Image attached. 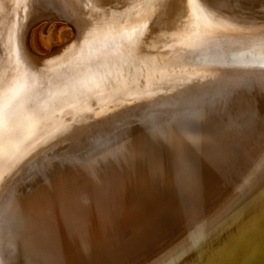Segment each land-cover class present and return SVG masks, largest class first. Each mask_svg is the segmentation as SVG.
<instances>
[{"label": "bare ground", "instance_id": "obj_1", "mask_svg": "<svg viewBox=\"0 0 264 264\" xmlns=\"http://www.w3.org/2000/svg\"><path fill=\"white\" fill-rule=\"evenodd\" d=\"M193 6L228 26L212 51L186 46L189 0H0V81L18 74L15 23L48 100L18 148L0 138V264H116L181 229L148 264H264V67L232 60L264 39V0ZM56 20L75 40L42 58L68 41Z\"/></svg>", "mask_w": 264, "mask_h": 264}, {"label": "snow or ice", "instance_id": "obj_2", "mask_svg": "<svg viewBox=\"0 0 264 264\" xmlns=\"http://www.w3.org/2000/svg\"><path fill=\"white\" fill-rule=\"evenodd\" d=\"M194 4H196V0H189V13L193 21V31L187 37L188 43L186 46L193 51L197 49L212 51L213 47L217 46L222 39L221 33L228 30V26L216 23L208 10L198 6L194 7ZM140 27L146 29L148 25L145 23ZM16 29L17 25L13 23L9 30L8 39L13 55L16 57L15 65L18 74L7 83L6 87L0 81V138L3 139L4 145L9 151L18 148L21 130L30 129L34 124L38 123L48 105V100H42L30 86L27 79V71H19L24 65L16 48ZM136 31L138 29H134L133 33H125L124 35L130 41ZM102 55L103 53L98 55L97 59L99 60ZM246 56L251 57L253 61H259V66L264 67V39H261L249 52L233 56L232 60L243 62ZM89 73H91V69H89ZM202 75L207 77L210 74L205 73ZM88 83L89 81L87 80L81 81L84 86Z\"/></svg>", "mask_w": 264, "mask_h": 264}, {"label": "water", "instance_id": "obj_3", "mask_svg": "<svg viewBox=\"0 0 264 264\" xmlns=\"http://www.w3.org/2000/svg\"><path fill=\"white\" fill-rule=\"evenodd\" d=\"M32 19V9L30 10V13H29V11H28V13H27V15H26V18L24 19V21H23V25H22V28H23V34L20 32V44H21V48H22V51H23V53L26 55V56H29V54L30 55H32V53L28 50V48H27V46H26V40H25V37H26V34H25V31H26V29H27V27H28V25H29V22H30V20ZM74 26H75V22L74 21H70ZM76 35V33H74L73 32V34H72V37L67 41V42H65L64 44H61V45H59V46H57V47H55V48H52L51 49V51L47 54V55H43V56H45V57H42V55H36L38 58L39 57H42V58H48L50 55H52L53 54V52L54 51H57L59 48H62V47H64V46H66V45H69L71 42H73L74 40H75V36ZM35 55V54H34ZM33 55V56H34ZM165 127V126H164ZM207 130V126L204 128V132ZM197 131V130H196ZM196 131H194V134H193V138L195 139V142H197L198 140H197V138H196ZM198 133V132H197ZM166 136H169L168 134L166 135ZM195 136V137H194ZM139 145H141V144H139ZM129 183H132V180L131 179H129ZM263 195L262 196H264V193H262ZM256 205V203H253V204H251V205H249V207L246 209V212H250L251 210H252V207H254ZM250 210V211H249ZM260 213L262 214V213H264V209H261V211H260ZM257 216H260V215H257ZM240 219H242L241 218V216H237L236 218H234L233 220H232V222H231V224H235V223H240V222H242V220H240ZM184 232V230H180L178 233H176V234H174V235H172V236H167L165 239H164V241L162 242V244H160V246H159V248L158 249H156V250H153L152 252H144V254L143 255H138V253H137V255H135L134 257H137V258H135L134 259V257L133 256H129V259H124V260H120V261H118V262H116V264H148L150 261H152L153 259H155V258H158V257H161V256H163L162 254H164L165 252H164V250L163 249H165L167 246L169 247V246H171L172 244H174L173 242L178 238V237H180V236H182L183 234H185V233H183ZM165 242H168V243H165ZM164 244H166V245H164ZM154 252H157V253H155V254H153ZM153 254V255H152ZM150 255H152L151 257H149ZM187 255V254H186ZM186 255L184 256V257H186ZM193 255H196L194 252L193 253H191V255L189 256V258L187 259V258H185V259H187L186 261H189V260H191V258L193 259L195 256H193ZM140 256V257H139ZM164 256H165V254H164ZM193 256V257H192ZM133 257V258H132ZM165 257H167V256H165ZM164 257V258H165ZM132 259H134V261L132 260ZM195 260V259H194Z\"/></svg>", "mask_w": 264, "mask_h": 264}, {"label": "rangeland", "instance_id": "obj_4", "mask_svg": "<svg viewBox=\"0 0 264 264\" xmlns=\"http://www.w3.org/2000/svg\"><path fill=\"white\" fill-rule=\"evenodd\" d=\"M45 23H47V20L45 21H42L40 24L36 25L33 27V32L29 41V45L32 49H34V51H37V50H40V48H46L47 49V46L44 44V42H42L40 39H41V36L48 39L46 36H47V32L44 30L42 32V29L45 25ZM55 26H56V30H57V33H59V39L58 40H64V41H67L69 40L71 37H72V34H73V31H72V28L70 25L66 24L65 22H62L61 20H56L55 22ZM59 25V26H58ZM39 41V43H38ZM57 41V40H56ZM41 45V46H39ZM40 47V48H38ZM37 48V49H35Z\"/></svg>", "mask_w": 264, "mask_h": 264}]
</instances>
